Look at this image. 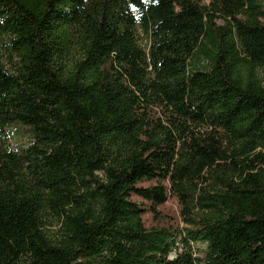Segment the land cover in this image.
<instances>
[{"label":"trees","instance_id":"trees-1","mask_svg":"<svg viewBox=\"0 0 264 264\" xmlns=\"http://www.w3.org/2000/svg\"><path fill=\"white\" fill-rule=\"evenodd\" d=\"M258 70L264 0H0V264H264Z\"/></svg>","mask_w":264,"mask_h":264},{"label":"rangeland","instance_id":"rangeland-1","mask_svg":"<svg viewBox=\"0 0 264 264\" xmlns=\"http://www.w3.org/2000/svg\"><path fill=\"white\" fill-rule=\"evenodd\" d=\"M139 43L142 48L146 46V41L142 37L139 38ZM75 58L79 59V56L77 55ZM4 63L8 64L6 61H4ZM202 64L203 60L201 56L195 53L190 60V66L202 69ZM257 74L264 81V70H258ZM5 142L10 150L19 152L30 144V130L22 126L14 125L7 129ZM147 210V213L143 216V222L146 228L173 227V229L178 231L187 228V225H185L180 219V207L177 200L173 197H169L165 204L156 207L154 211H152L150 207H147ZM54 231L55 229L53 228L51 232ZM180 240L181 238L178 236L176 239V246L179 251L183 248V244ZM190 248L194 256L198 258H201L205 252V245L200 243L190 244ZM173 256L174 253L170 258Z\"/></svg>","mask_w":264,"mask_h":264}]
</instances>
